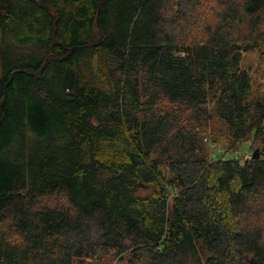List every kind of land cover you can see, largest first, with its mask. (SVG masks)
<instances>
[{"label":"trees","instance_id":"16d2710c","mask_svg":"<svg viewBox=\"0 0 264 264\" xmlns=\"http://www.w3.org/2000/svg\"><path fill=\"white\" fill-rule=\"evenodd\" d=\"M215 2L0 0V264H264V0Z\"/></svg>","mask_w":264,"mask_h":264},{"label":"rangeland","instance_id":"374dc122","mask_svg":"<svg viewBox=\"0 0 264 264\" xmlns=\"http://www.w3.org/2000/svg\"><path fill=\"white\" fill-rule=\"evenodd\" d=\"M205 2H206L207 10L208 12H210L208 14V17L211 19L212 17H210V14L214 10V8L217 6V3L215 2V0H205ZM204 8L205 7H203V9ZM242 65L250 71L251 76L253 78L252 96H254L256 99H260L264 97V59L262 57L261 50H258L257 48H255V49L247 51L244 54ZM212 125L213 127H215V129L223 126L218 122H215ZM262 145L263 143L259 141L251 142L250 140V141H246L242 143L240 146V149L233 151V152L226 151V144L223 141H220L217 144L214 143L211 145V147L213 148V152L219 151V153L217 152L216 155L222 154L226 151V153L223 154L224 157L233 158L235 156L244 155L247 152L249 155L250 153L252 155L254 150H259L261 152L262 151L261 147H263ZM46 199L48 202H51L52 204V203H55L58 198L55 196H51ZM110 264H125V263L115 260L114 262L112 261Z\"/></svg>","mask_w":264,"mask_h":264},{"label":"water","instance_id":"95a60500","mask_svg":"<svg viewBox=\"0 0 264 264\" xmlns=\"http://www.w3.org/2000/svg\"><path fill=\"white\" fill-rule=\"evenodd\" d=\"M253 158H259L260 157V151L259 150H254L252 153Z\"/></svg>","mask_w":264,"mask_h":264},{"label":"built area","instance_id":"2783aa9c","mask_svg":"<svg viewBox=\"0 0 264 264\" xmlns=\"http://www.w3.org/2000/svg\"><path fill=\"white\" fill-rule=\"evenodd\" d=\"M247 157V156H246ZM248 158H250V156H248Z\"/></svg>","mask_w":264,"mask_h":264}]
</instances>
